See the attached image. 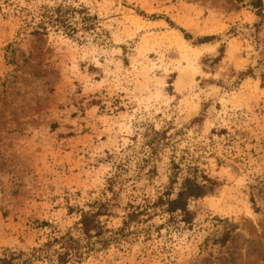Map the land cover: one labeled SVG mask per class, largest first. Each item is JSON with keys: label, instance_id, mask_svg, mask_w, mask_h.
<instances>
[{"label": "rangeland", "instance_id": "1", "mask_svg": "<svg viewBox=\"0 0 264 264\" xmlns=\"http://www.w3.org/2000/svg\"><path fill=\"white\" fill-rule=\"evenodd\" d=\"M194 170L191 222L154 206ZM97 202L79 264H264V0H0V257Z\"/></svg>", "mask_w": 264, "mask_h": 264}, {"label": "trees", "instance_id": "2", "mask_svg": "<svg viewBox=\"0 0 264 264\" xmlns=\"http://www.w3.org/2000/svg\"><path fill=\"white\" fill-rule=\"evenodd\" d=\"M251 5L261 11L263 0H251ZM67 10L62 6L49 15V22L55 28H65L67 25ZM186 37L191 35L186 33ZM213 37H200L196 43L203 44L209 42ZM225 49L222 46L217 56H208L207 59L212 64L223 59ZM198 121V119H197ZM220 183L194 170L192 174L184 177L179 191L174 197L170 193H164L154 202L155 207H160L164 212L171 216L178 215L181 221L191 222L193 214L189 208L190 201L200 199L213 194ZM109 205L104 202L95 203V208L91 211L82 213L81 219L75 226V234L68 231L63 235H58L48 239L39 247H33L29 251L11 250L0 257V264H79L97 250L96 244L102 243L106 247L110 239L105 236L108 229L104 226L102 216L109 214ZM144 210H131L126 215L123 227L117 232H123L128 223L136 221Z\"/></svg>", "mask_w": 264, "mask_h": 264}]
</instances>
